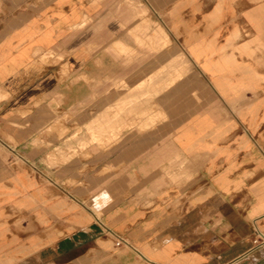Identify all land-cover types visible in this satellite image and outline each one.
<instances>
[{
    "label": "crops",
    "instance_id": "obj_1",
    "mask_svg": "<svg viewBox=\"0 0 264 264\" xmlns=\"http://www.w3.org/2000/svg\"><path fill=\"white\" fill-rule=\"evenodd\" d=\"M146 2L209 95L104 150L40 113L85 90L61 73L84 72L74 30L100 3L56 0L0 36V264H264V0Z\"/></svg>",
    "mask_w": 264,
    "mask_h": 264
},
{
    "label": "rangeland",
    "instance_id": "obj_2",
    "mask_svg": "<svg viewBox=\"0 0 264 264\" xmlns=\"http://www.w3.org/2000/svg\"><path fill=\"white\" fill-rule=\"evenodd\" d=\"M17 1L8 0L7 5L14 7ZM54 1L35 0L30 10L0 9V36L21 29L29 11L39 14ZM91 1L102 9L74 30L86 57L84 72L68 75L62 68L61 73L73 83H84L85 90L76 93V105L56 104L40 112L42 119H51L50 132L58 131L61 141L85 151L93 145L104 150L124 141V131H167L168 112L209 95L198 69L172 38L165 17L152 11L146 0ZM49 55L41 61L49 62ZM91 157V152L85 153V158Z\"/></svg>",
    "mask_w": 264,
    "mask_h": 264
},
{
    "label": "built area",
    "instance_id": "obj_3",
    "mask_svg": "<svg viewBox=\"0 0 264 264\" xmlns=\"http://www.w3.org/2000/svg\"><path fill=\"white\" fill-rule=\"evenodd\" d=\"M253 244L255 247H261L264 246V232L256 231L254 238H253Z\"/></svg>",
    "mask_w": 264,
    "mask_h": 264
}]
</instances>
